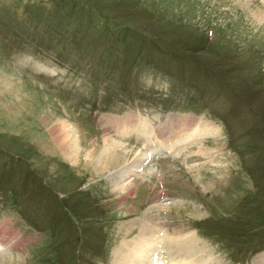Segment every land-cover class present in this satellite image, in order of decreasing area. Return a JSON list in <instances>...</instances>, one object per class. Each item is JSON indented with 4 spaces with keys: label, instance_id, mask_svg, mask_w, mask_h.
<instances>
[{
    "label": "rangeland",
    "instance_id": "rangeland-1",
    "mask_svg": "<svg viewBox=\"0 0 264 264\" xmlns=\"http://www.w3.org/2000/svg\"><path fill=\"white\" fill-rule=\"evenodd\" d=\"M121 117L218 134L125 174ZM150 229L154 264H264V0H0V263L116 264Z\"/></svg>",
    "mask_w": 264,
    "mask_h": 264
},
{
    "label": "bare ground",
    "instance_id": "bare-ground-1",
    "mask_svg": "<svg viewBox=\"0 0 264 264\" xmlns=\"http://www.w3.org/2000/svg\"><path fill=\"white\" fill-rule=\"evenodd\" d=\"M183 120L184 121L180 125H179V122L176 123L178 120L175 122L176 124L174 125L166 124L165 126L167 128L164 127L160 131L159 129L156 130V128L151 127L150 125L151 122L149 123L147 119L146 121L140 120L138 125L136 124V121H137L136 117H133L132 119L128 117H121V118H116L114 122H111V123H114L115 129L118 131H121L122 134L124 135L132 134L133 132H136V133L140 132L139 135L142 137V139L145 138V141H144V144L146 145L145 147H148V149H146L142 154L135 156L134 161H133V166H127L126 168H123V172H125V174L127 173L129 174V172H132L134 170L131 167H134L135 169L142 168L146 164L147 159L149 158V154L151 153L152 155V153L155 152L154 151L155 149L160 150V151L165 150L169 154H174L175 152L178 153V150L181 149L180 147H182L183 145L186 146L188 144H194L197 142L198 139L201 140L205 138L206 136H217L218 134V129L212 126H209V125H204V124L202 125L200 124L201 122H199L198 120L197 122L192 120V118H185ZM194 122L196 124L192 126L191 128H188ZM62 124L63 126L61 129H59L60 131H57L58 132L57 137H60L59 146L63 151L65 150L64 151L65 154H67L70 160H72V162L75 163L78 157L77 154L79 155V152H80L79 150L81 148L80 136L79 134L75 132L74 128L67 127V125L64 123ZM178 125L179 127H182V130L180 129L178 130L179 128ZM164 136L166 138L165 140H164ZM154 139H155V143L152 145L154 147L153 148L150 143ZM159 139L160 140L162 139V141H160ZM104 147H105V156L106 158L111 157L110 159L111 161H113V159L115 158V155L118 153V150L121 151L123 148L126 149V146L124 143H121L120 141H116L115 139H110L109 141H106L104 144ZM87 155L88 157L92 156L91 152H88ZM158 207L161 209L165 206L159 204ZM145 232H146V229L144 233ZM153 233L154 232L152 231V234H150L151 238L150 236L149 238H146L149 234L147 236L146 235L144 236L143 234V237L138 236L139 238H136L137 240L134 242V245L132 247H130V245H127L128 248L124 254L121 250L120 251L118 250L115 254V259H113L114 262L116 264H154L157 259L156 258L157 253L159 255L160 249H163L164 245L167 243H166V239H164V237L162 236L163 234L152 236ZM11 238L12 236L10 237V239H8L7 233L4 231H0V250L1 251H3L4 246H9V245L13 246L16 244V242H14V239L13 241L10 242ZM189 239L187 240L189 241ZM170 243L174 244L173 245L174 248L169 251L176 252L175 254H178V255L180 254V252H182L181 250L182 248H184L183 245L185 244V243H181L177 236H175L171 241H169V244ZM180 243L182 247L180 246ZM189 243L187 247L192 248V245ZM156 244H159V246H156ZM11 246H9V248ZM167 247H168V244L167 246H165V249ZM7 249L8 248L4 249V251ZM1 251H0V254H1ZM188 251H191V250H188ZM150 257L153 258L152 261L149 260ZM178 263H180V261H177V264ZM160 264H163V261H161ZM190 264H195V263H190Z\"/></svg>",
    "mask_w": 264,
    "mask_h": 264
},
{
    "label": "trees",
    "instance_id": "trees-1",
    "mask_svg": "<svg viewBox=\"0 0 264 264\" xmlns=\"http://www.w3.org/2000/svg\"><path fill=\"white\" fill-rule=\"evenodd\" d=\"M203 44V40L201 41V45Z\"/></svg>",
    "mask_w": 264,
    "mask_h": 264
}]
</instances>
